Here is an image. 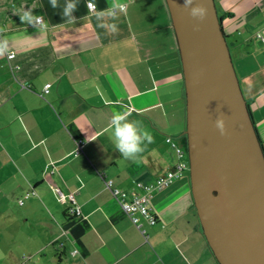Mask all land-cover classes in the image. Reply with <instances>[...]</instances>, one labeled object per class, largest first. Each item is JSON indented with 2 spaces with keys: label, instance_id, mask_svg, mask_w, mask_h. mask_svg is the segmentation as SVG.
<instances>
[{
  "label": "crops",
  "instance_id": "0c3cea01",
  "mask_svg": "<svg viewBox=\"0 0 264 264\" xmlns=\"http://www.w3.org/2000/svg\"><path fill=\"white\" fill-rule=\"evenodd\" d=\"M214 1L218 16L230 14L221 28L264 154V0ZM73 2L75 23L64 16L69 0H57L56 8L50 0H0V41H7L0 55L2 259L218 264L196 216L189 175L149 197L157 220L148 225L141 219L144 234L105 186L110 181L131 191L137 182H151L176 160L165 138L184 145V82L165 0ZM114 2L124 10L98 20ZM29 9L43 19L22 22ZM126 122L144 142L134 160L115 147L116 127ZM80 139L82 151L74 155ZM71 206L80 214L69 216Z\"/></svg>",
  "mask_w": 264,
  "mask_h": 264
},
{
  "label": "water",
  "instance_id": "95a60500",
  "mask_svg": "<svg viewBox=\"0 0 264 264\" xmlns=\"http://www.w3.org/2000/svg\"><path fill=\"white\" fill-rule=\"evenodd\" d=\"M203 4V19L191 8ZM181 63L189 187L218 264H264V154L214 0H165ZM222 117L225 134L216 127Z\"/></svg>",
  "mask_w": 264,
  "mask_h": 264
},
{
  "label": "built area",
  "instance_id": "2783aa9c",
  "mask_svg": "<svg viewBox=\"0 0 264 264\" xmlns=\"http://www.w3.org/2000/svg\"><path fill=\"white\" fill-rule=\"evenodd\" d=\"M90 4L94 6L90 8ZM86 6L90 11L96 9L95 4H93L92 2H86ZM36 21L40 22V20ZM5 55L8 59H11L14 56L13 53H5ZM49 86V83H45L43 85L42 92L44 94L48 92ZM165 143H167L171 147V149L174 151V154L176 155V161L174 165L166 169L164 173L157 176L149 183L137 182L135 186L139 190L138 192L133 191L127 193L123 190L111 188L110 181L105 182V186L111 189L113 196L119 204L120 208L124 211V213L128 215L132 224L136 226L143 234L144 230L141 227L142 224L140 222V219L144 220L148 225H154L156 223V218L153 215L152 208L148 204L149 197H151L154 192L169 185L173 180L177 179L178 177L180 178L183 172L188 169V167L186 166L187 164L181 158L182 152L180 151V146H178L177 143L170 137L165 138ZM83 144L84 142L82 139L76 141L73 149L74 155H77L82 151ZM27 196L28 193L23 195V198H26ZM67 198H69L70 201H73L71 195H68ZM18 204L21 205L22 200H19ZM67 214L77 216L80 214V208L78 206H71L67 210Z\"/></svg>",
  "mask_w": 264,
  "mask_h": 264
},
{
  "label": "clouds",
  "instance_id": "9594fccd",
  "mask_svg": "<svg viewBox=\"0 0 264 264\" xmlns=\"http://www.w3.org/2000/svg\"><path fill=\"white\" fill-rule=\"evenodd\" d=\"M51 5L53 8L57 7V0H50ZM192 4V0H185V6ZM94 5H89V7H93ZM115 9H119L120 11L124 10V5H121L119 3L113 4L112 9L107 10H101L97 16L98 20H101L105 15L111 16L115 18L116 12ZM76 10V4L73 2V0H69V3L64 11V16L70 17L69 22L75 23L76 18L71 17V12ZM208 9L203 4H198L191 8L190 14L193 17H199L200 19H203L205 15L207 14ZM42 20V16H34L31 12V9L25 11L23 15H21V21L24 23H31L33 20ZM101 27H104V24L100 25ZM40 27H44V22L40 25ZM112 31H116V25L113 24ZM7 49V41H0V55H3L4 52ZM216 127L220 130V133L223 135L225 134V122L222 117H218L216 120ZM116 135V150L126 159H136L138 154L144 151V142L141 137V135L138 134L136 127L133 123H123L118 124L115 131ZM143 137L146 138L147 142H152V136L147 131L144 130Z\"/></svg>",
  "mask_w": 264,
  "mask_h": 264
},
{
  "label": "trees",
  "instance_id": "16d2710c",
  "mask_svg": "<svg viewBox=\"0 0 264 264\" xmlns=\"http://www.w3.org/2000/svg\"><path fill=\"white\" fill-rule=\"evenodd\" d=\"M230 16V14L229 13H225V14H223L222 16H218L221 20L224 18V17H229ZM179 69H180V72H181V63H180V67H179ZM167 137H170V136H167ZM170 138H172V137H170ZM175 142H176V140L174 139V138H172ZM177 143V142H176ZM177 145L178 146H180V151L182 152V154H181V158H182V160L187 164L186 166L188 167V160H187V152H186V149H187V147H186V140H185V136H184V145H180L179 143H177ZM173 151V150H172ZM174 152V151H173ZM175 155V154H174ZM175 157H176V155H175ZM176 161V160H175ZM175 161H174V163H175ZM174 163H173V165H174ZM172 166V165H171ZM170 166V167H171ZM169 167V168H170ZM188 170V169H187ZM187 170H185L184 172H183V174H187L188 175V172H187ZM182 174V175H183ZM181 175V176H182ZM180 176V177H181ZM179 178V177H178ZM176 180V179H175ZM174 181V180H173ZM110 187H111V184H110ZM111 188H114V187H111ZM114 189H117V188H114ZM120 190V189H119ZM123 191H125V190H123ZM133 191H136V192H138L139 190L136 188V186L130 191H126L127 193L128 192H133ZM148 204H149V206H150V203L148 202ZM151 207V206H150ZM69 209V208H68ZM66 213H67V211H66ZM126 214V213H125ZM127 215V214H126ZM69 216H74V215H69ZM128 216V215H127ZM155 217V216H154ZM129 218V217H128ZM156 218V217H155ZM130 220V219H129ZM157 220V219H156ZM131 221V220H130ZM140 222H141V219H140ZM132 223V222H131ZM142 227V226H141Z\"/></svg>",
  "mask_w": 264,
  "mask_h": 264
},
{
  "label": "rangeland",
  "instance_id": "374dc122",
  "mask_svg": "<svg viewBox=\"0 0 264 264\" xmlns=\"http://www.w3.org/2000/svg\"><path fill=\"white\" fill-rule=\"evenodd\" d=\"M187 172H188V170H187ZM5 254H6V242H0V264H10L9 259H2V257H6Z\"/></svg>",
  "mask_w": 264,
  "mask_h": 264
}]
</instances>
